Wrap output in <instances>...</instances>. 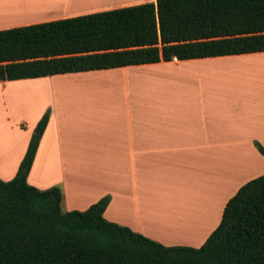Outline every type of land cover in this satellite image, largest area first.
I'll use <instances>...</instances> for the list:
<instances>
[{
    "label": "crops",
    "instance_id": "obj_1",
    "mask_svg": "<svg viewBox=\"0 0 264 264\" xmlns=\"http://www.w3.org/2000/svg\"><path fill=\"white\" fill-rule=\"evenodd\" d=\"M146 2L155 0H0V30ZM202 59L0 81L6 109L5 95L17 92L9 86L30 85V96H49L24 109L29 123L18 116L14 137L0 129V179L16 174L37 121L49 109L29 184L59 186L65 211L84 210L108 195L107 220L164 245L198 247L219 223L227 200L264 173V156L255 146L264 147V76L238 82L170 70L139 90L140 80L127 75L131 68L189 67Z\"/></svg>",
    "mask_w": 264,
    "mask_h": 264
},
{
    "label": "trees",
    "instance_id": "obj_2",
    "mask_svg": "<svg viewBox=\"0 0 264 264\" xmlns=\"http://www.w3.org/2000/svg\"><path fill=\"white\" fill-rule=\"evenodd\" d=\"M256 52L264 0H155L1 29L0 81ZM49 114L0 179V264H264V173L227 200L200 246L164 245L107 220L108 195L63 212L59 186L27 182Z\"/></svg>",
    "mask_w": 264,
    "mask_h": 264
},
{
    "label": "rangeland",
    "instance_id": "obj_3",
    "mask_svg": "<svg viewBox=\"0 0 264 264\" xmlns=\"http://www.w3.org/2000/svg\"><path fill=\"white\" fill-rule=\"evenodd\" d=\"M201 61H204V62H200L197 64L196 63L191 64V66L189 67L186 65H181L177 67H167V68H164L165 70L159 69V68H151V67L148 68L149 66L140 67V68H131L132 70H129L128 72L129 75L127 76L133 80L135 79L140 80L135 83L137 84L136 88L139 90H143L145 88L146 82L159 80V79H154V78L155 77L160 78L161 72L165 73V72H169L170 70L171 71L185 70L186 73L184 75L191 74V73L200 74L198 72L209 73L208 75H214L215 77H229V78L231 77V80L238 81V82L240 81L239 79L243 80V78H246V77H250V79H252L258 76L260 78L264 76V52L254 53V54H245L242 56L206 58V59H202ZM201 63H204V64H201ZM238 63H240L239 65L242 64L243 66H231L232 64H238ZM255 63H260L263 65L257 66V67L256 65H250V64H255ZM226 65H230V67ZM196 70H200V71L196 72ZM132 71H135V72H133L132 74ZM149 71H151V73ZM146 72H149V73L146 74ZM8 88L11 89L12 91H17V92L12 93V95L15 96L14 98L8 97L9 93L8 94L6 93L7 94L5 95L7 96L6 104L8 106V109L4 107L5 105L3 104L0 105V129H2V131L5 134H7L10 138H12L14 137L12 136L14 133L13 131L17 127L16 123L19 120L18 116H24L25 118L24 122L29 123V120L31 117L29 115L27 116L24 115V113H26L24 109L26 108L30 109L32 102L36 100L39 101L40 104L44 100L46 101L49 100V96H47L45 92L44 94L41 92L38 95L30 96V93H28L31 90L30 85L28 89H25V90L20 89L16 86H9ZM23 91H26L24 92V94L25 93H28V94L22 95ZM16 95H17V98H16ZM1 98L2 97L0 96V102H1ZM3 132H0V134ZM61 209L63 212L65 211V209H63L62 206H61ZM185 239H190V238L187 237ZM189 246L196 247L194 245H189Z\"/></svg>",
    "mask_w": 264,
    "mask_h": 264
},
{
    "label": "built area",
    "instance_id": "obj_4",
    "mask_svg": "<svg viewBox=\"0 0 264 264\" xmlns=\"http://www.w3.org/2000/svg\"><path fill=\"white\" fill-rule=\"evenodd\" d=\"M173 59H176V58H173Z\"/></svg>",
    "mask_w": 264,
    "mask_h": 264
}]
</instances>
